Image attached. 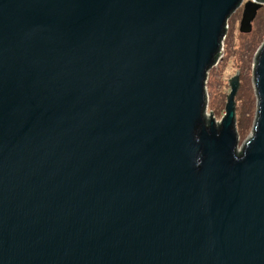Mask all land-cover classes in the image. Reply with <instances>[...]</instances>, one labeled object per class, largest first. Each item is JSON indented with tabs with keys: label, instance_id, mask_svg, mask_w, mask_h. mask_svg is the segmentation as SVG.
I'll return each instance as SVG.
<instances>
[{
	"label": "water",
	"instance_id": "obj_1",
	"mask_svg": "<svg viewBox=\"0 0 264 264\" xmlns=\"http://www.w3.org/2000/svg\"><path fill=\"white\" fill-rule=\"evenodd\" d=\"M242 3L0 0V264H264V40L250 137L238 71L206 116Z\"/></svg>",
	"mask_w": 264,
	"mask_h": 264
},
{
	"label": "rangeland",
	"instance_id": "obj_2",
	"mask_svg": "<svg viewBox=\"0 0 264 264\" xmlns=\"http://www.w3.org/2000/svg\"><path fill=\"white\" fill-rule=\"evenodd\" d=\"M227 20V29L216 63L209 69L205 83L206 114L220 121L225 113L229 80L238 71L239 86L235 101V130L237 149L250 137L255 118L256 95L253 82L255 55L264 40V4L257 11L249 33H241L239 24L243 4Z\"/></svg>",
	"mask_w": 264,
	"mask_h": 264
},
{
	"label": "trees",
	"instance_id": "obj_3",
	"mask_svg": "<svg viewBox=\"0 0 264 264\" xmlns=\"http://www.w3.org/2000/svg\"><path fill=\"white\" fill-rule=\"evenodd\" d=\"M256 17V16H255ZM255 19V18H254ZM254 21V20H253ZM253 23V22H252Z\"/></svg>",
	"mask_w": 264,
	"mask_h": 264
},
{
	"label": "built area",
	"instance_id": "obj_4",
	"mask_svg": "<svg viewBox=\"0 0 264 264\" xmlns=\"http://www.w3.org/2000/svg\"><path fill=\"white\" fill-rule=\"evenodd\" d=\"M206 116H207V114H206Z\"/></svg>",
	"mask_w": 264,
	"mask_h": 264
}]
</instances>
